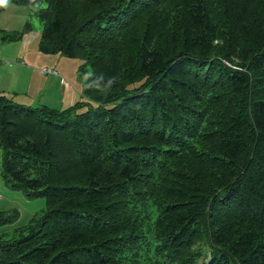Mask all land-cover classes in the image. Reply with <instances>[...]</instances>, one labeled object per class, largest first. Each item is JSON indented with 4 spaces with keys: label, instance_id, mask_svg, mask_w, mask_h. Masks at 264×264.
Masks as SVG:
<instances>
[{
    "label": "trees",
    "instance_id": "1",
    "mask_svg": "<svg viewBox=\"0 0 264 264\" xmlns=\"http://www.w3.org/2000/svg\"><path fill=\"white\" fill-rule=\"evenodd\" d=\"M9 1L91 73L63 110L0 96L3 180L45 199L0 264H264V0Z\"/></svg>",
    "mask_w": 264,
    "mask_h": 264
},
{
    "label": "rangeland",
    "instance_id": "2",
    "mask_svg": "<svg viewBox=\"0 0 264 264\" xmlns=\"http://www.w3.org/2000/svg\"><path fill=\"white\" fill-rule=\"evenodd\" d=\"M43 7H45L44 4L42 5V8ZM9 21L10 28L14 31H21L25 23L31 25V31L25 35L26 37L24 36L25 38L23 37L21 40L22 42H2L0 36V52L3 46L17 47L18 45H26L29 50L36 51L40 59L45 61L40 71L46 68L52 72H56V74L51 73L43 75L57 76V72H59L63 78L62 84H65L67 87L73 86L80 94L83 92L86 80L91 73L89 67L86 66V69L81 71L79 66L82 62L79 60H71L61 55H46L38 52L37 43L40 38L42 24L33 16L30 9L12 4L9 0H0V27L5 26V23H9ZM9 61L13 62V60ZM63 73L64 75H62ZM2 157L3 152L0 149V212H16L17 220L13 224L1 227L0 236L3 240L18 239L20 234L17 232V229L27 225L32 218H38L43 214V211H45V199L37 198L31 200L21 191L11 188L2 177Z\"/></svg>",
    "mask_w": 264,
    "mask_h": 264
},
{
    "label": "crops",
    "instance_id": "3",
    "mask_svg": "<svg viewBox=\"0 0 264 264\" xmlns=\"http://www.w3.org/2000/svg\"><path fill=\"white\" fill-rule=\"evenodd\" d=\"M5 24L0 30L14 31L10 28V21ZM44 64L38 53L26 45L3 46L0 52V96L32 108L45 106L56 110L86 101L76 88L62 84L59 72L57 76L43 75L40 68Z\"/></svg>",
    "mask_w": 264,
    "mask_h": 264
},
{
    "label": "built area",
    "instance_id": "4",
    "mask_svg": "<svg viewBox=\"0 0 264 264\" xmlns=\"http://www.w3.org/2000/svg\"><path fill=\"white\" fill-rule=\"evenodd\" d=\"M40 72H41L42 74H51V73L56 74V72H52V71H50V70H48V69H46V68H43Z\"/></svg>",
    "mask_w": 264,
    "mask_h": 264
}]
</instances>
